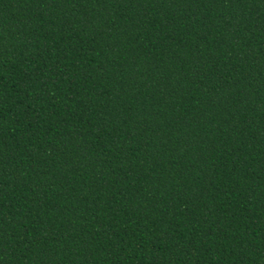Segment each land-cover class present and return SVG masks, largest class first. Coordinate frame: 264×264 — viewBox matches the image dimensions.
<instances>
[{
	"label": "trees",
	"instance_id": "1",
	"mask_svg": "<svg viewBox=\"0 0 264 264\" xmlns=\"http://www.w3.org/2000/svg\"><path fill=\"white\" fill-rule=\"evenodd\" d=\"M0 264H264V0H0Z\"/></svg>",
	"mask_w": 264,
	"mask_h": 264
}]
</instances>
